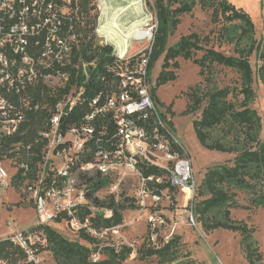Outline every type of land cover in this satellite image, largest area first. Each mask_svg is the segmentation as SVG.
Returning <instances> with one entry per match:
<instances>
[{
    "label": "built area",
    "instance_id": "built-area-1",
    "mask_svg": "<svg viewBox=\"0 0 264 264\" xmlns=\"http://www.w3.org/2000/svg\"><path fill=\"white\" fill-rule=\"evenodd\" d=\"M82 2L0 0V203L4 193L17 191L13 181L22 170L21 189L33 201L39 223L54 221L62 213L74 220V209L87 203L83 188L75 194L76 180L82 174H99L112 181L125 172L137 178L133 198L136 206L148 209V238L152 246L160 247L171 240L177 226H195L193 200L197 180L190 157L179 152L184 147L170 118L152 95L155 82L150 78V59L158 31L155 17L151 16L134 33L135 45L143 44L136 53L127 55L131 44L124 53L108 44L116 59L108 72L117 77L118 86L105 97L98 94L89 99L87 113L74 122L69 120L86 101L85 87L76 84L53 107L45 99L35 101L39 85L65 90L70 80L67 67L79 68L71 65V58L78 44L75 28L82 25ZM80 66L85 75L89 65ZM37 113L46 114L48 119L38 132L41 159L30 166L27 161L32 145L10 140L28 117ZM4 163L13 169L12 175ZM145 167L156 168L163 175H144ZM163 183L168 187L161 189ZM115 185L111 182L109 186L113 189ZM170 188L177 191L182 202L172 211L164 207L165 203L169 207L178 201L176 197L171 200ZM82 227L89 233L93 230L85 224ZM31 236L36 235L27 230L10 240L28 255L25 245ZM28 260L34 261L29 255Z\"/></svg>",
    "mask_w": 264,
    "mask_h": 264
},
{
    "label": "trees",
    "instance_id": "trees-1",
    "mask_svg": "<svg viewBox=\"0 0 264 264\" xmlns=\"http://www.w3.org/2000/svg\"><path fill=\"white\" fill-rule=\"evenodd\" d=\"M95 0H83L80 17L82 25H77L75 30L78 37L77 47H74L71 65H78V69L67 67L70 74L69 84L65 90L48 89L39 85L36 89L35 101L45 99L52 107L55 102L75 84L85 87L84 98L86 101L76 108L69 120L74 122L89 111L87 102L98 94L105 97L118 86L117 77L108 72V68L115 66L116 59L112 56L113 48L106 44L95 43V30L98 14L96 13ZM152 6L154 17L158 21V31L155 34L153 52L150 59V69L162 58L161 69L155 79L152 95L157 104V90L171 82L176 81L175 70L179 68L178 58L191 60L199 68V76L209 82L207 74L215 66H222L235 70L240 74V87H223L203 92L200 85L188 89L184 96L186 108L183 115H194L200 111L199 116L192 120V127L199 144L206 150L233 154L234 158L226 164L209 167L206 169L201 184L198 186L193 200V212L205 234L218 229L238 233L241 237L240 248L248 264H261L263 255L259 251L258 243L253 238L254 229L246 223L236 222L230 217V209L238 208L235 197L228 191V186L255 191L256 197L251 200L255 207H264V143L259 140L261 119L258 112L250 108V102L255 93L252 88L253 70L249 57L255 49L259 66L257 77L264 83V45H255L254 27L249 15L242 9L235 7L228 0H153L147 3ZM209 13L210 23L218 28V37H223L231 28L238 25L239 33L236 38L237 56L225 55L223 52L210 46L209 37H201L196 33L181 36L176 44L167 47V39L173 35L180 24V17L190 14L195 6ZM91 12H94L91 14ZM244 40H250L248 48L238 49L237 46ZM210 46V47H209ZM201 52L200 58L194 54ZM81 63L89 65L84 75ZM94 64L91 67L90 64ZM171 105L168 107L170 111ZM48 119L44 113L30 115L14 136L10 143L21 142L23 145H32V154L27 161L30 166L37 164L41 159V143L38 132L43 128V122ZM108 127L112 128L111 123ZM222 128L229 138L228 143L211 140L210 132L215 128ZM8 143L5 150H7ZM181 154L188 153L182 149ZM26 159V158H25ZM232 165L230 166L229 164ZM22 170L13 181L16 190L21 189L24 179ZM144 175H163L158 169L143 168ZM79 182L85 192L87 203L74 209V217L81 225L88 222L90 229L95 232L109 231L122 225L123 214L126 210L135 209L134 198L115 200L114 195L101 199L97 194L102 189L109 187L111 179L101 177L99 174H82ZM168 187L163 183L161 189ZM258 190V192H257ZM177 191L170 188L171 200L175 201ZM200 198V200L198 199ZM223 209V220H216L211 213ZM107 212L109 215H107ZM66 213L60 214L54 222L70 221ZM28 232L41 237L51 252L56 264H123L132 254V249L121 246L118 249L102 246L99 239L89 233L87 228H80L77 235L80 240L68 241L48 224H37ZM180 237L173 236L171 240L155 247L149 241L148 231L146 241L137 250L141 260L155 257L160 263L170 264H201L197 261H178L177 253ZM35 253V252H34ZM93 253L101 255V259L93 260ZM188 258V257H186ZM0 262L3 264H36L28 260L26 251L10 239L0 240Z\"/></svg>",
    "mask_w": 264,
    "mask_h": 264
},
{
    "label": "rangeland",
    "instance_id": "rangeland-1",
    "mask_svg": "<svg viewBox=\"0 0 264 264\" xmlns=\"http://www.w3.org/2000/svg\"><path fill=\"white\" fill-rule=\"evenodd\" d=\"M152 1L153 0H143V3L146 4L148 11L154 16L152 6L147 4H151ZM228 1L235 7L244 10L249 15L254 27L255 45L260 43L263 46L264 0ZM94 4L97 7L98 1L95 0ZM93 13L94 12H91V14ZM96 13L99 14L98 10H96ZM190 33H196L202 38L208 36L210 39V46H214L215 49L223 52L225 55L237 56L235 43L239 33L238 25L231 28L228 33L220 38V36L218 37L217 26L210 23L209 13L202 11L198 5L194 7L190 14L180 17V24L177 26L176 31L167 39V47L173 46L178 42L181 36H186ZM95 43L101 44L96 34ZM250 44V40H244L237 48L246 49ZM142 46L143 44H138L136 48L139 49ZM201 56V52H196L194 54L195 58H200ZM162 58L163 56L160 57L151 69L150 78L153 83L161 69ZM177 62L179 63V68L175 70V74L177 75L176 81L160 87L156 92V97L159 101L158 106L160 110L170 118L176 137L190 153L198 189L207 168L226 164L227 161L233 160L234 155L206 150L199 144L192 127V120L199 116L200 111L189 116L182 114L187 103L184 93H186L189 88L197 85L201 86L203 92L227 86L236 87L238 89L241 79L240 74L235 70L215 65L209 74H207L209 79L208 82L205 78L199 76V68L193 64L191 60L178 58ZM249 63L253 70L252 88L255 93V97L250 102L249 106L256 110L260 116L261 130L259 133V140L264 143V83L257 77L256 71L260 63L257 60L255 49L249 57ZM170 105L171 109L168 111ZM210 134L212 141L219 140L224 144L230 141V137L228 138L220 127L212 130ZM229 165L231 166L232 164L230 163ZM3 167L10 175L13 174V169H11L7 163H4ZM112 182L116 184L113 189L109 186L98 192L97 195L101 199L110 194L112 195V193L120 201L124 198L134 197L138 184L136 177L123 172L114 177ZM76 184L77 191L75 194L77 195L80 189H82V186L78 180H76ZM228 191L234 195V199L239 206L238 208L230 209V217L232 220L236 222L242 221L254 229L253 238L257 241L259 251L263 255L261 264H264V207H255L251 203V200L257 195L255 191L241 189L232 185L228 186ZM24 192L25 190L22 188L16 192L10 190L4 193L5 197L2 203H0V240L7 238L13 239L16 235H22L23 232L25 233V231L29 230L31 227L39 224L40 221L34 210V203L27 199V194ZM175 196L178 201L176 203L173 202V205L169 204V207L168 204L165 203V209L172 211L176 204L181 205V196L178 193H176ZM198 199L200 200V198ZM84 203H86V199ZM223 211V209L215 210L211 213V216L216 220H223ZM147 213V208L143 209L137 206L135 209L126 210L124 212L121 226L109 231H90L99 239V243L102 246L106 245L115 249L123 245L130 247L132 249V254L123 264H170L160 263L155 257L141 260L137 255V250L147 238ZM194 222V227L181 224L177 226L173 232V236L182 235L179 236L181 240L177 253L178 261H197L201 264H248L240 248L241 237L238 233L218 229L209 234H205L195 215ZM47 224L68 241H78L83 245L89 246L84 241L80 240L77 235L81 227L78 220L62 221L59 224L51 221ZM89 225L88 222H85V226ZM47 247V243L41 239V237L37 236H31L28 240V244L25 245L30 259L34 260L36 264H56ZM101 257L102 256L97 253H93L92 255L94 261L101 259Z\"/></svg>",
    "mask_w": 264,
    "mask_h": 264
},
{
    "label": "crops",
    "instance_id": "crops-1",
    "mask_svg": "<svg viewBox=\"0 0 264 264\" xmlns=\"http://www.w3.org/2000/svg\"><path fill=\"white\" fill-rule=\"evenodd\" d=\"M128 1L131 2L132 0H128ZM128 1L127 0H107V1L105 0L104 2H102V1L99 0L98 6H97V10H98V13H99L98 14V22H97V30H98V32L96 33V35L100 39L101 42H106L109 45H111L112 47L119 48L121 53H124L126 51V48H128L130 44L133 45V47H131V48H129L127 50V55H132L133 53L137 52V48L134 47L135 46V41L133 40L134 33L138 29L144 27L146 22L150 19V17L153 16L152 13L148 11L146 4L143 3V0H142V4L139 6V9H137L136 7H131L132 9L130 8L129 12L126 13V11H125V12L122 13L121 18L119 19L121 22L119 21V24H121V27L124 28L125 30L127 28H129V32L126 35L121 34L120 35V38H121L120 41L117 42V40H113V39H112L113 41L111 39H110V41H108L109 40L108 38L110 36H108V34L106 32L107 29H104V31L102 33L99 32V28L103 27V25L105 26L104 23H106L107 15H109L110 12H114L116 9H119V8L125 7V6L127 7L128 6V4H127ZM107 3H108V5H106ZM107 7H108V9H107ZM122 18H124V19H122ZM125 22H127V23L125 24ZM131 34H132V36H130ZM123 42H125V43H123ZM120 45L123 46V47H121ZM122 48H123V50H122ZM179 143L182 145V143L180 141H179ZM182 146L184 147V145H182ZM184 149L186 150V152L188 153V155H189V157L191 159L190 153L187 151V149L185 147H184ZM191 161H192V159H191ZM179 236H182V235L180 234Z\"/></svg>",
    "mask_w": 264,
    "mask_h": 264
},
{
    "label": "bare ground",
    "instance_id": "bare-ground-1",
    "mask_svg": "<svg viewBox=\"0 0 264 264\" xmlns=\"http://www.w3.org/2000/svg\"><path fill=\"white\" fill-rule=\"evenodd\" d=\"M100 1H102V2H104L105 0H100ZM107 1V0H106ZM128 1V0H127ZM110 2V1H109ZM127 4H128V6L126 7H121V8H119V9H116L114 12H110V14L109 15H107V18H106V23H104L105 24V26L103 25V27H101V28H99V32L100 33H102L103 31H104V29H107L106 30V32H107V34H108V36H110L108 39V41H110V39L112 40H117V42L118 41H120V35L121 34H124V35H126L128 32H129V28H127L126 30L124 29V28H122L121 27V24H119V19L121 18V15H122V13L123 12H125L126 11V13L127 12H129V9L131 8V7H136L137 9H139V6L142 4V0H132L131 2L130 1H128L127 2ZM126 4V5H127ZM106 5H108V3L106 4ZM112 5V4H111ZM113 7V6H112ZM107 9H108V7H107ZM114 9V8H113ZM132 9V8H131ZM142 10V9H141ZM132 11V10H131ZM138 11V10H137ZM140 11V10H139ZM106 14V13H105ZM104 14V15H105ZM143 14V13H142ZM145 16V15H144ZM129 17V16H128ZM127 17V18H128ZM132 18V17H131ZM104 19V18H103ZM122 19H124V18H122ZM126 19V18H125ZM134 19V18H133ZM140 19V18H139ZM128 21V20H127ZM121 22V21H120ZM127 22H125V24H126ZM124 24V23H123ZM144 24V23H143ZM126 26V25H125ZM141 26V25H140ZM128 27V26H127ZM126 28V27H125ZM104 35V34H103ZM106 35V34H105ZM130 36H132V34L130 35ZM129 36V37H130ZM125 39V38H124ZM112 40V41H113ZM130 40V39H129ZM132 40V39H131ZM107 41V42H108ZM128 41V40H127ZM129 42V41H128ZM123 43H125V42H123ZM121 46V45H120ZM121 47H123V46H121ZM122 50H123V48H122Z\"/></svg>",
    "mask_w": 264,
    "mask_h": 264
},
{
    "label": "water",
    "instance_id": "water-1",
    "mask_svg": "<svg viewBox=\"0 0 264 264\" xmlns=\"http://www.w3.org/2000/svg\"><path fill=\"white\" fill-rule=\"evenodd\" d=\"M106 45H108V43H105Z\"/></svg>",
    "mask_w": 264,
    "mask_h": 264
}]
</instances>
